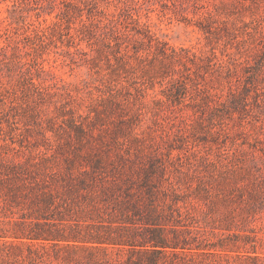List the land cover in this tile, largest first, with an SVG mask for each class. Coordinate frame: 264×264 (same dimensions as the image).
Segmentation results:
<instances>
[{"label":"rangeland","instance_id":"obj_1","mask_svg":"<svg viewBox=\"0 0 264 264\" xmlns=\"http://www.w3.org/2000/svg\"><path fill=\"white\" fill-rule=\"evenodd\" d=\"M0 264H264V0H0Z\"/></svg>","mask_w":264,"mask_h":264}]
</instances>
